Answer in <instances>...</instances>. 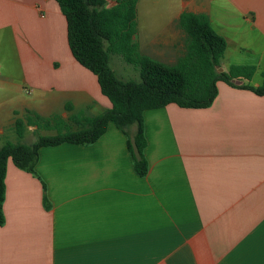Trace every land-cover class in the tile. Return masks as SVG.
I'll return each instance as SVG.
<instances>
[{
    "label": "crops",
    "instance_id": "obj_1",
    "mask_svg": "<svg viewBox=\"0 0 264 264\" xmlns=\"http://www.w3.org/2000/svg\"><path fill=\"white\" fill-rule=\"evenodd\" d=\"M183 13L225 39L222 71L254 66L244 82L260 84L264 0H137L120 29L131 56L176 68ZM101 97L54 1L0 0V146L26 111L65 119L70 103L96 115L110 107ZM143 126L144 177L111 123L91 145L39 149L36 176L9 160L0 264H264V96L218 82L210 107L147 110Z\"/></svg>",
    "mask_w": 264,
    "mask_h": 264
},
{
    "label": "trees",
    "instance_id": "obj_2",
    "mask_svg": "<svg viewBox=\"0 0 264 264\" xmlns=\"http://www.w3.org/2000/svg\"><path fill=\"white\" fill-rule=\"evenodd\" d=\"M52 1L64 18L71 56L96 78L100 93L110 107L99 114L88 115L66 103L65 119L56 114L42 117L31 111L14 119L12 130L18 142L5 141L0 146V226L5 222L3 203L9 160L19 170L36 176L39 149L64 143L91 145L104 135L111 123L126 137L133 171L144 177L148 171L144 157L145 111L170 104L183 109L208 108L217 96L218 82L264 96V68L256 87L244 82L252 80L256 72L254 66L232 65L227 71L218 72L226 42L212 29L205 15L182 14L181 25L189 37V45L179 65L170 68L150 59L131 56L128 51L120 29L134 20L137 0ZM113 53L123 55L138 70V81L117 77L111 67ZM28 127L35 128L36 140L31 144L20 143ZM37 131L54 134L39 135ZM43 202L46 206L45 196Z\"/></svg>",
    "mask_w": 264,
    "mask_h": 264
},
{
    "label": "rangeland",
    "instance_id": "obj_3",
    "mask_svg": "<svg viewBox=\"0 0 264 264\" xmlns=\"http://www.w3.org/2000/svg\"><path fill=\"white\" fill-rule=\"evenodd\" d=\"M121 65L122 64L117 59L114 58L112 60V67L114 68L115 72L117 73V77L119 79H123V80L132 79V80H136V81L139 80L138 73L134 70V68L132 66H129V67H127L126 69H124L122 71ZM258 78H259V76H257L254 80L257 81ZM101 98L105 102H107L106 99H104L103 97H101ZM76 111H81V110H76ZM82 111H84L87 114L86 110L82 109ZM94 113L98 114V113H101V112H94ZM27 130H26V132L24 134L23 140L20 141V143L30 144V143H34L35 142V140H36V135H35V132H34L35 128L34 127H29V130L28 131ZM37 134H39V135H53L54 132L37 131ZM5 141H9V142H12V143L18 142L14 132H11L10 134H8L7 138L5 140H3L1 143H4Z\"/></svg>",
    "mask_w": 264,
    "mask_h": 264
},
{
    "label": "water",
    "instance_id": "obj_4",
    "mask_svg": "<svg viewBox=\"0 0 264 264\" xmlns=\"http://www.w3.org/2000/svg\"><path fill=\"white\" fill-rule=\"evenodd\" d=\"M218 70V72H222V70H221V68H218L217 69ZM235 84H240L241 83V81H233Z\"/></svg>",
    "mask_w": 264,
    "mask_h": 264
}]
</instances>
